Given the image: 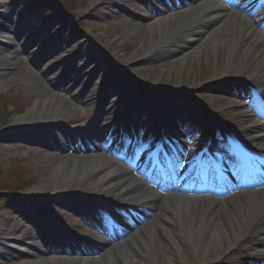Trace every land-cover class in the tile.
Here are the masks:
<instances>
[{
  "label": "bare ground",
  "instance_id": "obj_1",
  "mask_svg": "<svg viewBox=\"0 0 264 264\" xmlns=\"http://www.w3.org/2000/svg\"><path fill=\"white\" fill-rule=\"evenodd\" d=\"M87 3L67 21L94 11L93 21L87 28L99 30L93 36L99 48L91 56L100 57L97 58L100 63L106 61L130 74L155 100L191 99L192 113L181 117L179 123L191 133L205 128L204 132L211 135L215 127L231 129L234 132L228 135L236 140L237 153L246 163L264 168V125L254 111L247 110L244 99L249 98L252 108L264 107V24L257 17L249 18L252 8L247 1L105 0L102 4L99 0H87ZM2 15L0 31H5L14 20L23 21L26 27L33 25L32 19L23 16V12ZM120 27V34L128 33L133 41L114 51L120 44L119 38L109 39L108 30ZM21 36L17 33L11 38V47L20 46L19 51L11 54L8 49L0 48V75L7 74V78L0 80V89L7 81H16L30 90L33 106L24 115L14 117L3 133H13L23 125L22 129L40 148L34 151V159L50 166L48 177L27 190V194L39 195L49 184L64 186L62 193L50 198L73 208L76 215L83 217V226L88 223L86 212L102 203L119 207L118 202L128 201L131 204L126 208L130 210L152 206L154 213L145 222L130 228L121 240L109 242L100 236L96 241L67 243L60 252L53 246L65 243L60 238L68 232L34 219L39 232L34 238L32 233L23 237L29 251L27 261L20 264H261L254 257L264 254V187L221 198L187 194L180 189L158 195L153 189L145 188L132 176L135 171L117 156L110 157V151L99 138V129L75 130L61 118L77 101L70 94L72 91L65 89L61 93L51 87V78L42 82L41 72L37 75L29 68L20 67L24 52L32 59L47 58L45 52L35 54L36 38L22 42ZM63 42L60 36L52 40L53 47ZM136 45L139 48L134 50ZM88 54H73L70 58L73 62ZM91 56L84 66L90 64ZM141 61L149 63L147 73L135 66ZM95 70L92 68L88 74H95ZM86 75L87 72L83 77L77 73L75 77L82 79ZM221 85L234 89L227 92L215 89ZM121 102L124 99L118 104ZM203 102L210 107L202 110L205 125L197 126L194 118L199 116L197 111L202 109ZM91 103L100 122L105 111L97 102ZM146 109L150 112L153 106L147 102ZM189 119L191 122L187 123ZM72 122L78 119L74 117ZM43 134L47 137H42ZM87 141L91 145L84 151L74 146ZM177 151H181L180 147ZM158 158H147V165L166 163ZM166 160L177 170L176 159ZM195 168L203 173L192 164L191 170ZM231 170L237 174L233 167ZM81 184L88 188L84 195L70 192L79 189ZM106 223L123 224L120 211ZM45 230L46 234L41 233ZM55 233L59 235L53 236ZM9 243L3 239L1 244L14 258L16 251ZM97 246L96 253L89 252ZM252 258L256 262L250 261Z\"/></svg>",
  "mask_w": 264,
  "mask_h": 264
},
{
  "label": "rangeland",
  "instance_id": "obj_2",
  "mask_svg": "<svg viewBox=\"0 0 264 264\" xmlns=\"http://www.w3.org/2000/svg\"><path fill=\"white\" fill-rule=\"evenodd\" d=\"M99 1L102 4L105 3H103V0ZM87 4V0H41L39 6H34V1L32 0H0V14L12 13L14 11L22 14L24 7L31 8V10H29L30 17L26 16L24 13L23 16L31 18L33 25L30 26L29 29L23 31L25 35L24 37L21 36V41L24 42L26 38H29L30 40L32 37L34 38L37 30L43 26V31L38 33L35 37L36 40L33 43V49L34 52H36V55L39 54V52H45L48 56L43 61L39 57H37V59H32L24 52L22 53L23 55H21L22 62L20 67L29 68L37 75L41 72L42 74L39 75L42 82L51 78L50 86L59 90L61 93H63V90L65 89L67 92L72 91L70 94L77 102L72 103L71 111L61 116L69 127L75 130L84 128L93 129L95 127L107 136L106 134L109 131H107L106 128L112 123V118L115 117L114 123L124 121L127 124L131 119H133V117L131 118V115L134 116L135 114L137 115V119L140 118L142 115L141 111L144 110V107L139 108L138 105L140 102L143 104H145V102H150L157 111L161 110L162 107L158 106L159 103H157V100H155L153 96L146 94V91L148 90L145 91L144 86H140L130 74L124 70L113 68L114 66L110 65V63H107L106 61L100 63V61L97 60V58L100 57L96 58L91 56V54L96 52L97 48H99L96 42L93 41V36L99 30H88L87 28L88 23L93 21L92 14L94 11L90 14L79 15L76 18L71 19V22L69 23L67 21L68 18H71L76 13L77 9H83ZM60 5H62L64 9H61ZM123 10L125 9L123 8ZM49 11L54 12L51 17L49 15ZM55 13H57L56 15L60 18V20L57 16H54ZM17 23L22 24L24 22H16V20H14V23L11 22L9 24L7 31H11V34H14L15 32L17 33L18 30H20L18 29L19 25H17ZM70 23L71 25H69ZM106 26L107 24H105V27ZM121 28L122 27L118 30L109 28L108 30L109 39L112 40L119 38L120 44L114 51H118V48L130 44L133 41L131 37H128V33H121L122 35L120 34L119 30H121ZM11 34L9 32L5 38H11L13 36ZM56 36H60L64 42L58 44L56 47H53L52 40ZM4 40L6 39L1 36L0 48H3L4 50L8 49L7 51L11 54L20 50V46L15 48L11 47L13 45V41L11 39L7 44L4 43ZM138 48L139 46L136 45L134 50ZM52 49L54 52H51ZM86 52H89L88 56H85L83 59L81 57L77 61H71L70 56L73 54L79 53V55H82ZM90 56L91 60L96 62V64H91V61L89 65L84 66L85 61L88 60ZM66 57L70 58V63L72 64L69 65V67L73 73L68 72V68L65 67V63L64 66L62 64L63 62L60 64V62ZM4 64H6V62H4ZM135 66L143 69L144 73H147L146 68L149 67V63L147 61H141ZM51 68H54L55 70H52L51 72ZM92 68L97 69L95 70V74H88ZM81 70L83 71L82 76L87 72V75L85 76L86 78L84 77L83 79H79L80 77L77 76L76 79L75 74H81ZM5 78H7V74L0 75V80ZM85 80L89 81L88 85L85 84ZM97 87L100 88L103 95L107 96L105 102H100L102 110L105 111V114H103L105 122L101 123L97 122L98 116L94 108L91 106V100L94 99ZM212 88L210 90H212ZM231 88L232 87L230 86L226 88L224 85H221L219 87L217 86L215 89L221 92H227L230 91ZM112 91H115L117 95L113 96L114 92ZM66 98L68 99V97ZM121 99H124V102L118 104ZM159 99H161V103H163V101H167V105L165 104L162 110H164L168 116V121L174 122L173 126L177 125L178 129L183 131L184 127L182 125H178V121L179 118H186L192 113V109L194 108L192 100L189 98H177L175 100H172L171 98ZM202 105L201 110L197 108L199 116L194 118V120L197 121L198 126H202L205 123L204 113L202 110H207L210 107V105L205 104L204 102ZM32 106L33 98L30 90L24 88L16 81H7V83L0 89V264H20L27 261L26 256L29 251L27 245L24 246L21 243L19 244L17 242L10 241L12 246L11 248L16 251V257L12 258L8 255V250L5 249L1 243L3 239L10 240L13 238L20 240L22 235L29 228L28 225L26 226V223L34 219L45 224H49L51 228L55 229L59 227L58 229L68 232V235L60 238L65 243H57L53 246V248L59 252L64 250L63 246L67 243L69 244L72 242L74 244L75 241L86 243L91 238L95 239V237H93L94 235H91L92 231L86 226H83L82 217L76 215L73 208L70 212L67 210V205L64 204V201L59 202L51 200L50 197L52 195L63 192L62 190L64 189V186H54L53 184H49L39 195L29 196V194H27V190H31L38 186L40 181L48 177L50 173V166H45L41 162L34 159V151H37L40 148L35 145V142L32 139L29 138L27 131L22 129L23 125L13 133L3 132H5L11 125L14 117L24 115ZM144 114L146 113L143 112V115ZM74 117L78 119V122H72V118ZM155 125L157 126V124H154L153 122L147 124L149 127ZM146 129L147 128H145L144 131ZM203 131H205V128L200 131L198 136H204L205 134ZM216 131H214V136L216 134L218 135V132ZM104 135L103 137H105ZM42 137L45 138L47 136L43 134ZM110 138L111 140L107 142V147H109V150H112L113 148L111 147V144L113 143L116 145L118 143V137L113 134ZM90 143V141H87L86 144L78 142L74 146H77L79 149L84 151L91 145ZM144 154H146V151H144ZM185 158L187 157L184 156V159ZM125 159L126 158H124V160ZM182 164L185 165V160L182 161ZM14 176H19V179L25 183L27 187L23 188L16 194H8L7 192L2 191L4 185H15L16 178ZM167 179L168 182L163 185V188L166 189L175 188L180 183V180L177 178L170 180L169 176ZM260 179V177L247 174L242 177L240 182L242 180H244V182H248ZM197 181L199 182L203 180L198 178ZM198 182H195V180L186 181V184H183L182 188L195 191V189H197L196 184ZM233 184L234 186H237L240 183ZM234 186L227 187L224 185V190L229 193L233 191ZM69 188L70 187L68 186L65 189L68 190ZM87 190L88 188L85 189L83 184H81L79 189H74V191L71 190L70 192L84 195ZM202 190L205 191L204 189ZM79 206H81V204H79ZM106 206H103L105 207V212L108 216H112L111 212L106 209ZM124 213L129 214L128 210H124ZM86 215L89 216L91 221H99L96 216L90 212H86ZM149 216V213L137 210L135 213L128 216V218H123V222L127 224V227L123 228L117 225L112 226L108 231L109 240L113 241L111 238H115L117 240L125 238L128 234L129 227L134 228L140 225L145 222ZM46 231L47 230L41 233L46 234ZM58 235L59 233H55L53 236L56 237ZM98 249L99 247H96V250ZM223 264H227V262H223Z\"/></svg>",
  "mask_w": 264,
  "mask_h": 264
},
{
  "label": "trees",
  "instance_id": "obj_3",
  "mask_svg": "<svg viewBox=\"0 0 264 264\" xmlns=\"http://www.w3.org/2000/svg\"><path fill=\"white\" fill-rule=\"evenodd\" d=\"M37 4V3H36ZM15 177V176H14ZM16 178V183L15 185H4L3 186V190L4 192H7V193H18L20 192L23 188H26L27 185L25 183H23L20 179H19V176L18 177H15Z\"/></svg>",
  "mask_w": 264,
  "mask_h": 264
}]
</instances>
